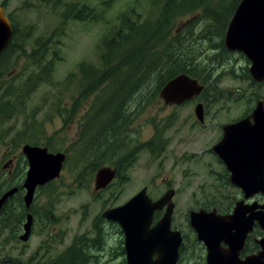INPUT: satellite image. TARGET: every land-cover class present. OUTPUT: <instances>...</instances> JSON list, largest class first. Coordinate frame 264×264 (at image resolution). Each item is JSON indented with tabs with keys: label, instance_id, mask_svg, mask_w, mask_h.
<instances>
[{
	"label": "rangeland",
	"instance_id": "rangeland-1",
	"mask_svg": "<svg viewBox=\"0 0 264 264\" xmlns=\"http://www.w3.org/2000/svg\"><path fill=\"white\" fill-rule=\"evenodd\" d=\"M76 1L96 4L100 8L102 3V0H0V6L17 21L20 30L32 29L27 43L22 42L27 52L36 46L37 38L42 37V43L51 38L46 61L52 62L45 75L47 80L38 83L35 88L22 89L14 107L5 115L0 114V153L6 152V157H14L17 162L14 169L16 182L22 181L29 166L23 152L26 143L43 145L52 152L66 154L60 176L36 191L34 211H31L35 228L29 238L23 240L17 231L19 225L26 221L29 209L20 217L0 223V263L1 260L4 261L1 264L53 262L60 253H67L71 244L79 241V235L88 230L97 215H102L107 208L125 203L147 187L154 200L169 188L175 189L172 226L187 234L183 247L191 253L186 259L184 253L181 264H206L204 250L189 224L188 212L207 206L210 200L204 199L205 195H211L215 202H219V194L225 199L230 192H236L229 187L227 177L216 179L217 175L210 170L218 167L206 152L216 135L213 132L215 127L210 125L215 124L213 116L206 118L205 126H196L191 104L180 107L166 105L158 94L135 116L128 131L122 132L126 136L121 135L117 141L111 136L109 147L112 149L103 157L100 166L117 168L120 160L126 157L127 162L120 164L108 187L94 190L95 173L100 166L86 168L82 173L81 167L73 161L84 149L86 118L83 119L82 114L86 112V107L90 108L87 104L93 105L97 100L95 93L81 95L80 65L83 62L101 65L103 39L120 23L118 15L121 12L134 8L137 13L146 14L152 8L148 0H114L110 6L102 4L107 19L105 24L93 19L79 21L72 18L62 23L63 12ZM11 45H14V40ZM204 49L207 61L203 64L207 62L212 68L214 66L213 79L225 68L228 71L233 67L237 73V77L222 75L217 86L220 91L213 93L212 99L225 98L221 102L232 105V113H235L238 107L241 110L248 103L254 104L256 97L263 98L264 84L252 85L251 80L241 78L242 68H249L250 64L245 55L244 58L240 52L231 51L223 60V65L218 67L209 60L212 54L218 53L217 47L216 50ZM33 71H36L35 68L28 64L24 56L12 52L4 62H0L1 91L4 88L14 91V87L23 83ZM77 105L80 109L75 111ZM96 106L97 103L95 114ZM133 111L132 106L128 113ZM151 140L155 141L154 151L147 145ZM106 144L103 143L104 146ZM4 173L2 171L3 176ZM14 201V206H19V202ZM119 238L120 232L114 235V242L118 243ZM92 252L96 254L95 249ZM112 260L117 262L119 256H114L110 262Z\"/></svg>",
	"mask_w": 264,
	"mask_h": 264
},
{
	"label": "trees",
	"instance_id": "trees-1",
	"mask_svg": "<svg viewBox=\"0 0 264 264\" xmlns=\"http://www.w3.org/2000/svg\"><path fill=\"white\" fill-rule=\"evenodd\" d=\"M113 2L114 0H102L101 8L95 6L96 4L73 2L63 12L62 23L72 18L79 21L93 19L105 24L107 19L102 4L110 6ZM148 2L152 8L146 14L137 13L136 9L132 8L118 15L120 23L103 39L100 66L85 62L80 65L82 75L79 85L83 87L81 95L95 93L97 97L94 102L95 105L97 103L95 117L84 122V149L81 155L73 160L81 167L82 173H85L86 168L95 169L102 164L103 157L111 150L109 147L111 136L116 141L121 135L126 136L125 133L135 116L153 101L154 96L158 97L160 89L174 76L186 73L197 78L204 85L203 93L210 91L208 89L213 93L220 91L216 90V87L219 86L218 82L222 75L237 77L235 69L230 67L228 71H225L227 68L222 69L213 79L214 66L212 68L207 62L205 65L203 63L207 61L205 47L212 50H216L217 47L218 53L211 56L208 53V56L212 63L218 64V67L223 65V60L225 61V57L231 53L225 47L224 37L240 0H148ZM13 23L14 35L8 48L0 54V62H4L12 54L11 48H14V53L19 52L24 56L36 71L19 86L14 87V91H8V88L2 91V88L0 89L1 115H5L14 107L17 98L20 97L18 93L22 89L35 88L38 83L46 81L45 75L52 67V62L46 61L48 42L51 38L48 37L45 43H42V37L37 38L36 46L31 52H27L22 42L27 43L32 29L20 30L17 21L14 20ZM13 40L14 45H11ZM243 57L245 58L244 55ZM240 75L243 79L251 80L252 85L256 84L252 81L248 66L242 68ZM100 89L101 91H98ZM132 106L135 111L128 113ZM124 130L125 133L122 134ZM103 143L108 144L104 146ZM147 145L154 151L155 141L151 140ZM126 162L127 157L122 158L117 164L118 170L120 164ZM14 199L19 202V206H14ZM14 199L2 208L0 223L25 214L27 209L22 203L23 197L16 195ZM72 263H76L75 260Z\"/></svg>",
	"mask_w": 264,
	"mask_h": 264
},
{
	"label": "water",
	"instance_id": "water-1",
	"mask_svg": "<svg viewBox=\"0 0 264 264\" xmlns=\"http://www.w3.org/2000/svg\"><path fill=\"white\" fill-rule=\"evenodd\" d=\"M13 30L5 10L0 6V53L9 44ZM224 44L228 50L240 51L250 61L249 73L256 82L264 81V0H240L228 24ZM204 85L197 78L179 73L165 83L159 95L166 104H181L200 94ZM197 118L204 121L202 103L196 106ZM251 118L253 121H251ZM243 148H242V147ZM253 149L248 155L245 150ZM237 151L231 155L229 150ZM216 153L226 162L230 170V181L240 186L246 196L256 191L264 193V100L257 101L251 115L235 123L224 125V135L214 146ZM244 150V156L238 157ZM23 152L29 167L24 181V202L30 207L39 186L60 176L66 154L51 152L47 147L26 143ZM245 165V166H244ZM252 166V168H251ZM117 174L112 166H101L95 174L94 190L106 188ZM258 187V188H257ZM17 191L8 190L0 198V209L4 202ZM175 189L169 188L158 199L148 194L147 187L129 198L125 203L107 208L102 212L106 219L116 221L122 227L128 264H177L182 235L172 229ZM167 207L163 216L154 224L157 210ZM246 209L239 202L233 214L221 216L205 210H192L191 224L198 239L208 249V264H264V237L260 240L262 251L257 255L240 258L244 239L257 218L264 227V212L245 215ZM255 216V217H254ZM254 217V218H253ZM33 215L27 214L24 232L27 240L31 233ZM224 241L226 247L221 245Z\"/></svg>",
	"mask_w": 264,
	"mask_h": 264
},
{
	"label": "flooded vegetation",
	"instance_id": "flooded-vegetation-1",
	"mask_svg": "<svg viewBox=\"0 0 264 264\" xmlns=\"http://www.w3.org/2000/svg\"><path fill=\"white\" fill-rule=\"evenodd\" d=\"M6 16L9 18L8 14L6 13ZM11 20L12 28H13V34L14 35V27H13V19L12 17L9 18ZM11 51L14 52V49L11 48ZM255 82V81H254ZM256 84H264V81L262 82H255ZM219 87H216V90H218ZM210 91L203 93V91L194 96L193 98L181 103V104H166V105H173V107H180L184 106L186 104H191L194 107V110L192 111V117H193V122L196 124V126H205L206 125V118L209 116L214 117V122L215 124L210 125L215 127L213 132H215V140L213 143L209 146L208 150L206 152L211 156L213 161L215 162L216 165H218L217 168H210L211 173L216 174V179H221L224 180L226 177L228 178L229 182V187L232 189H235V193L230 192V196L228 198L223 197V195L219 194L220 201L215 202L213 197L205 195L204 199H209L210 203L207 206H201L199 209H190L188 212V220L189 224L192 228V230L195 232L196 239L200 243V247L203 248L204 254H205V263H207V254H208V249L206 244L203 241H200L198 239L197 232L195 228L191 224V217L190 213L192 210H205L208 213H215L216 215H221V216H226L234 213V210L239 202L242 203L244 208L246 209L245 215L252 216L253 214H257L260 212H264V193L261 191H256L255 193H252L250 196H246L245 192L240 186H237L233 184L230 181V170L227 167L226 162L216 153L214 150V146L220 142V140L223 138L224 135V125L235 123L245 117H248L251 115L252 111L255 109L257 105V101L262 98V97H256V101L254 104L248 103L245 105L244 109L240 110V107H238L236 110L237 112L232 113L233 108L232 105H227L226 103H222L221 101H225V98L221 99H212L213 91L211 89H208ZM264 100V95L263 98ZM202 103L204 107V121L201 122L197 118L196 114V106L197 104ZM90 108L86 107V112L82 114V118H86L85 120L89 119V117L93 116L95 117V103L93 105L87 104ZM75 111L80 109V106L74 107ZM222 118V120L220 119ZM251 121L252 118H251ZM208 123V122H207ZM208 129L207 127H205ZM211 131V130H210ZM34 145V144H32ZM38 145V144H36ZM43 146V145H40ZM242 147V146H241ZM243 148V147H242ZM233 149H230L228 153L231 155H237V151H232ZM245 152L248 155L253 154V149L248 148L245 150ZM244 156V150L240 151L238 157ZM212 165L213 162H210ZM245 166V165H244ZM17 168V162L14 160V157H6V152L0 153V198L3 196L4 193H6L8 190L12 188H17L16 195H21L23 197L25 188L23 186L26 175L19 182L14 181V169ZM115 168V167H114ZM252 168V166H251ZM117 170V169H116ZM2 171H5L4 176L2 175ZM27 173V171H26ZM118 173V170H117ZM51 182V181H49ZM47 182L44 185H41L37 188V190L40 187H44L49 184ZM217 185V184H216ZM215 185V186H216ZM211 187V184H210ZM258 188V187H257ZM36 190V191H37ZM36 194V193H35ZM175 195V194H174ZM13 196V197H15ZM13 197H9L4 204L2 205L0 212L2 208L4 207L5 204L13 202ZM174 198V196H173ZM174 201V200H173ZM15 202V201H14ZM34 199L32 204L30 205L29 208H26L25 203L24 208L29 209L30 213L32 214L31 211H34L33 205H34ZM175 204V202H174ZM167 207H164L162 210H157L154 214V221L152 224H154L157 220H159ZM175 208V205H174ZM26 210V211H27ZM25 211V213H26ZM28 212V213H29ZM27 213V214H28ZM174 213V210H173ZM26 214V218H27ZM33 215V214H32ZM258 215V214H257ZM255 217V216H254ZM253 217V218H254ZM15 218V216H14ZM172 222H173V215H172ZM24 223L23 225H19L18 230L20 232L19 237L21 236L22 231H24ZM35 222H34V215H33V223L31 230L35 228ZM172 229L179 230L182 235V243L179 248V259L177 264H181V260L184 256L185 253V259L188 257V253L190 251L187 249V247H183L184 241L187 240V234L184 235L180 229L173 228L171 225ZM115 230V231H114ZM32 232V231H31ZM120 232V238L118 243L114 242V235L118 234ZM31 234V233H30ZM79 241L76 243L71 244L72 246L69 248V254L67 255L66 252L60 253L58 259L54 260L53 262L46 263V264H128L127 262V256L125 252V238L124 232L122 230V227L120 224L116 221L106 219L102 215H97L95 219L92 221V224L88 228V230L84 234L79 235ZM119 237V236H118ZM264 237V227L262 224H260L259 220L257 218H254L253 221H251V227L244 239L243 247L240 251V258L245 259L247 256L251 255H257L262 251V245L260 240ZM20 240V239H18ZM113 242L115 244H113ZM221 245L226 247L227 245L225 244L224 241L221 242ZM96 250V254H91L93 253V250ZM68 251V250H67ZM81 254V255H80ZM110 255L109 258L103 259L104 257ZM114 256H119V260L117 262L113 263V260L110 262ZM74 257V259H73ZM103 259V262H99V260ZM59 260V262H58ZM75 260L76 263H72V261ZM71 261V262H70ZM4 261L1 260V263ZM0 263V264H1ZM6 264H10L7 262ZM32 264V263H30Z\"/></svg>",
	"mask_w": 264,
	"mask_h": 264
},
{
	"label": "bare ground",
	"instance_id": "bare-ground-1",
	"mask_svg": "<svg viewBox=\"0 0 264 264\" xmlns=\"http://www.w3.org/2000/svg\"><path fill=\"white\" fill-rule=\"evenodd\" d=\"M123 127V126H122ZM112 149V148H111ZM113 151V150H112ZM81 255V254H80Z\"/></svg>",
	"mask_w": 264,
	"mask_h": 264
}]
</instances>
